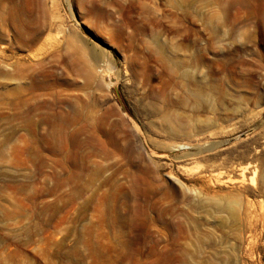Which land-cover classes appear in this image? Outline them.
Masks as SVG:
<instances>
[{"label":"rangeland","instance_id":"1","mask_svg":"<svg viewBox=\"0 0 264 264\" xmlns=\"http://www.w3.org/2000/svg\"><path fill=\"white\" fill-rule=\"evenodd\" d=\"M0 264H264V0H0Z\"/></svg>","mask_w":264,"mask_h":264},{"label":"bare ground","instance_id":"2","mask_svg":"<svg viewBox=\"0 0 264 264\" xmlns=\"http://www.w3.org/2000/svg\"><path fill=\"white\" fill-rule=\"evenodd\" d=\"M242 174H244L243 170L240 171Z\"/></svg>","mask_w":264,"mask_h":264}]
</instances>
